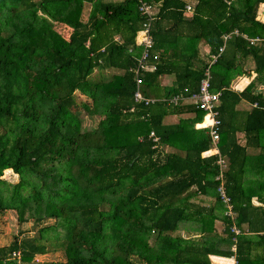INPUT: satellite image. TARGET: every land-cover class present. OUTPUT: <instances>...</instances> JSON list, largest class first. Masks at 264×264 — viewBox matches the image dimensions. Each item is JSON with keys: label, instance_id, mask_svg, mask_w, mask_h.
<instances>
[{"label": "trees", "instance_id": "1", "mask_svg": "<svg viewBox=\"0 0 264 264\" xmlns=\"http://www.w3.org/2000/svg\"><path fill=\"white\" fill-rule=\"evenodd\" d=\"M142 1L157 7L146 59L155 69L139 85L142 97L156 99L148 103L133 96L134 41L144 21L139 0H0V215L9 210L19 223L40 225L34 236L0 246V264H39L36 256L48 251L58 256L42 264H211L209 254L241 264L251 259L253 243L264 245V235L230 230L264 222V208L250 213L251 196L264 201V179H253L258 191L242 182L245 174L264 178V19H256L264 0H194L190 16L184 0ZM233 30L210 66L218 139L216 151L202 158L210 137L194 129L203 111L189 97L222 35ZM200 43L208 47L201 59ZM162 75L173 76L169 87L159 85ZM235 76L251 80L235 90ZM173 95L190 103L173 104ZM241 101L250 107L237 110ZM82 115L94 125L85 127ZM165 146L172 151L163 153ZM9 169L17 180L3 187ZM220 184L232 219L216 192ZM208 188L213 203L189 201ZM216 220L233 252L205 245ZM185 221L200 244L171 236Z\"/></svg>", "mask_w": 264, "mask_h": 264}, {"label": "crops", "instance_id": "2", "mask_svg": "<svg viewBox=\"0 0 264 264\" xmlns=\"http://www.w3.org/2000/svg\"><path fill=\"white\" fill-rule=\"evenodd\" d=\"M96 0H94L95 2ZM106 2L108 1H117V0H104ZM185 5H190L191 9L193 8L192 6L194 5V0H184ZM229 3V2H227ZM90 6V5H89ZM86 7H88V5H86ZM86 10H88L86 8ZM153 10L154 13L156 14L157 11V7L156 5L153 6ZM192 13V11H191ZM191 13H184L186 16H190ZM256 19L258 21H262L264 19V3L259 4L258 9H257V14H256ZM208 47L203 44L200 43L199 47H198V51H199V57L200 59L203 57L201 54H204L207 51ZM244 76H238L237 79L234 80V83H230L231 88H235V90H240L242 89L248 82L250 79H247L248 82H246V84L244 82H241L243 80ZM173 80V76L172 75H162L159 78V85L161 87H169L172 83ZM183 104H187L190 103V101H188V99H185L183 101H181ZM250 105L245 102V101H241L240 103H238L236 105V109L237 110H243L244 108H249ZM191 117V114L187 113V114H181V115H176V114H168L166 116H164L162 122L163 123H174L176 122L180 117ZM200 122L195 123L194 124V129H204L201 128V125H199ZM241 127V126H240ZM207 133V131H206ZM235 139L238 145L242 146L244 145V135L242 131H237L235 132ZM162 151H164L163 153L166 152H170L172 151V149L168 146H165L164 148H162ZM248 152L251 154H256L258 152V149L256 148H249ZM210 152L209 150H205L202 151L200 153V157L205 158L206 156H209ZM10 170V169H9ZM248 175L245 174L242 177V182L243 185L245 187H251L250 190H254V191H258L255 190L256 188V184H257V180H253L254 178L258 179H264L262 177L259 176H253L251 175V177H247ZM264 181V180H263ZM208 190H210V192H208ZM213 192L211 189H206V194H204V196H200L199 194H197L196 196H193L189 199V201H193L194 200H199L201 199L202 201L204 200L206 203H213V196H212ZM262 195H264V190L261 192ZM262 197V196H261ZM205 203V204H206ZM250 204H251V208H250V213H251V217L255 216L256 212L258 209H263L264 208V201L260 200L257 196L253 195L250 198ZM189 225V221H185L183 223H180L178 226V229L175 230L173 233H171V236H175V235H180L182 237H189L190 239H193V241H198L199 243V239L197 232H191V227L188 226ZM220 225V228H218V226ZM262 225V226H261ZM214 229H215V236L213 237H207L206 238V242L205 245H207L208 247H211V249H214L216 251H234L235 250V246L233 245V243H229V242H222L221 239H223L224 237H227L226 232L223 230V226H222V222L219 220H216L214 223ZM239 229V228H238ZM245 233L244 236L246 237H252L255 239V237L257 235H264V222L260 221V223L257 224V227L252 230L248 229V225L247 223H242L240 225V233ZM239 233V234H240ZM234 241V240H233ZM197 243V242H196ZM200 244V243H199ZM233 246V248H232ZM251 254H250V258L251 259H247V263L243 262L241 264H264V245H262V243H253L252 247H251ZM209 262L211 264H235V259L233 256H228V257H224V256H220V255H214V254H209L207 256ZM215 258V259H214Z\"/></svg>", "mask_w": 264, "mask_h": 264}, {"label": "built area", "instance_id": "3", "mask_svg": "<svg viewBox=\"0 0 264 264\" xmlns=\"http://www.w3.org/2000/svg\"><path fill=\"white\" fill-rule=\"evenodd\" d=\"M138 11L140 15L143 16L144 21L142 23L141 29L138 31L134 45L139 47V54L135 58V66L133 69L136 83V90L134 91V99L135 100H143L144 103L153 102L156 100L155 98H144L141 96L139 91V85L142 81V75L145 71H153L155 66L153 64L146 63V59L148 57V50L151 47V36L149 33L150 22L153 19L155 13L153 10V6L150 3L139 0ZM184 11L186 13H191L192 9L190 5H184ZM237 35V31L233 30L230 33H226L222 35V43L217 47L215 53L211 54L207 64L202 69V76L199 81L198 90L196 93L192 94L189 99L194 103V105L203 111L202 119L199 123L201 128H205L207 130V134L210 137V154L215 152V146L218 139L217 127L219 124V120L217 118V111L215 110L216 102L218 100L219 92L211 91L209 89V79H210V66L214 63L219 54L223 51L226 40L230 37V35ZM243 37L247 38L245 35ZM259 38H248L250 43L259 41ZM187 99L186 97H179L177 95L171 96L168 101L175 104L178 101H183ZM254 105V104H253ZM149 137L152 140H155V136L152 132L149 133ZM217 165L220 168L224 167V161L221 156L217 155ZM221 178V171H219L216 179ZM216 192L223 198L224 201H227L226 210L224 214L230 217L231 219L235 216L234 212L231 210V206L228 203V197L225 194V191L222 189V185L220 184L216 188ZM230 230L234 233V235H238L240 230L235 226L231 225ZM234 240V238L232 239ZM233 248V246H232ZM18 255V252L15 253V256Z\"/></svg>", "mask_w": 264, "mask_h": 264}, {"label": "rangeland", "instance_id": "4", "mask_svg": "<svg viewBox=\"0 0 264 264\" xmlns=\"http://www.w3.org/2000/svg\"><path fill=\"white\" fill-rule=\"evenodd\" d=\"M88 9V7H86ZM251 63L249 61H246V64L244 66V69H250ZM238 76H235L231 83H234V80L237 79ZM247 79L251 80V76H244L243 80L241 82H244L246 84ZM259 87V85H257ZM82 123L85 127H90L94 125L92 119H89L86 116H81ZM1 178L4 179L5 183L1 184L3 187H9L12 183H15L17 180L16 174H14L11 170H4L2 172ZM45 224L51 223V220H45L43 222ZM192 225V224H191ZM40 225L34 223L33 221L29 220L26 222H17L16 215L13 211H4V213H1L0 215V246L7 244L9 241L12 240L13 236H17V238L22 237H32L36 234V230L38 229ZM190 227V225H188ZM220 228V225L218 226ZM150 239H148L149 241ZM51 252L48 251L43 256H36V259L38 260V263L42 264L45 261H48L50 259H55L58 255L50 254ZM15 259V258H14ZM16 259L10 261V263L7 264H17Z\"/></svg>", "mask_w": 264, "mask_h": 264}]
</instances>
